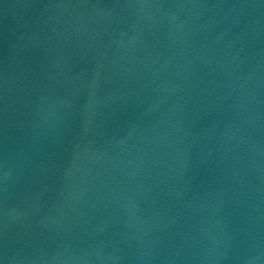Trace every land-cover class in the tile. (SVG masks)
Returning <instances> with one entry per match:
<instances>
[{
  "label": "water",
  "instance_id": "1",
  "mask_svg": "<svg viewBox=\"0 0 264 264\" xmlns=\"http://www.w3.org/2000/svg\"><path fill=\"white\" fill-rule=\"evenodd\" d=\"M0 264H264V0H0Z\"/></svg>",
  "mask_w": 264,
  "mask_h": 264
}]
</instances>
